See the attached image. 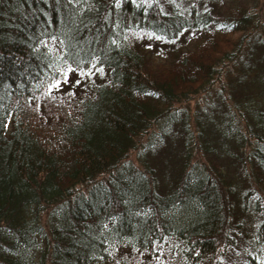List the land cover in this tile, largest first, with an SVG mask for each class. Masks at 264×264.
Masks as SVG:
<instances>
[{
  "label": "trees",
  "instance_id": "obj_1",
  "mask_svg": "<svg viewBox=\"0 0 264 264\" xmlns=\"http://www.w3.org/2000/svg\"><path fill=\"white\" fill-rule=\"evenodd\" d=\"M256 6L0 0V264H264Z\"/></svg>",
  "mask_w": 264,
  "mask_h": 264
},
{
  "label": "rangeland",
  "instance_id": "obj_2",
  "mask_svg": "<svg viewBox=\"0 0 264 264\" xmlns=\"http://www.w3.org/2000/svg\"><path fill=\"white\" fill-rule=\"evenodd\" d=\"M229 6L230 5H227L226 7H229ZM256 7H257L256 13L259 15V18H257V19L258 20L261 19L263 21V19H264V0H257V6ZM223 9H224V7H221L220 10H223ZM258 38L264 40V27L260 28ZM245 41L246 40L242 41V47H245V46H243ZM196 43H197V39L191 38L190 42H189V40L188 41H182L181 43H179V45L176 48L180 51H182V50L185 51L188 49H193ZM151 53L153 55V62L155 64V66H157V67H166V66L170 65L171 62L176 59V58L174 59V53L172 51H170V48H168V47H163L162 49L161 48L160 49H152ZM219 69H220V66H218V68L216 70H219ZM226 70L227 69H225V68H221L220 72H218L219 76H217L214 79L210 88L217 89L220 87V83L224 82ZM261 77H263V76H261ZM187 99H188V101H185L182 104H177V105L187 106L188 108L190 107L191 113H193V110L195 109L196 103H199L201 105V104H204V102H205L204 96L201 93L191 96L190 100H189V97ZM262 99H264V98H262ZM259 100H261V99H259ZM147 138H148V135L138 137L137 141L140 142L139 146L141 144L145 143ZM178 143H179V141H178ZM170 145H175V144L172 142V144H170ZM136 155H137V153L135 150L131 151L129 154V158L127 160L130 161L132 164H134V166L137 167L138 162L136 160Z\"/></svg>",
  "mask_w": 264,
  "mask_h": 264
},
{
  "label": "snow or ice",
  "instance_id": "obj_3",
  "mask_svg": "<svg viewBox=\"0 0 264 264\" xmlns=\"http://www.w3.org/2000/svg\"><path fill=\"white\" fill-rule=\"evenodd\" d=\"M220 27H222V28H223V27H227V26H225V25H221Z\"/></svg>",
  "mask_w": 264,
  "mask_h": 264
}]
</instances>
